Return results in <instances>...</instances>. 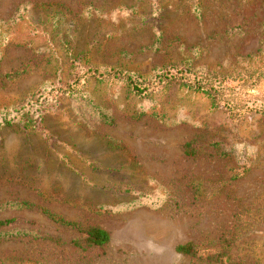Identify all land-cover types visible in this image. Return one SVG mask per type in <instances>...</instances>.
Masks as SVG:
<instances>
[{"label":"rangeland","instance_id":"rangeland-1","mask_svg":"<svg viewBox=\"0 0 264 264\" xmlns=\"http://www.w3.org/2000/svg\"><path fill=\"white\" fill-rule=\"evenodd\" d=\"M179 65L251 81L231 98L259 110L84 75ZM3 118L0 264H264V0H0ZM92 226L103 247L83 244Z\"/></svg>","mask_w":264,"mask_h":264},{"label":"trees","instance_id":"trees-1","mask_svg":"<svg viewBox=\"0 0 264 264\" xmlns=\"http://www.w3.org/2000/svg\"><path fill=\"white\" fill-rule=\"evenodd\" d=\"M84 75L86 79L120 83L138 97H146L158 87L177 84L191 91L201 92L206 95L212 106H221L224 109L229 120H241L245 115L259 110L257 107H240L234 105L233 98H231L233 94L230 90L233 88L231 85L228 86V81L236 80L237 86L239 87H250L252 86L251 81L239 76L232 79L228 74L217 73L210 70L193 69L189 66L179 65L155 71L149 77H142L141 75H133L114 67L88 66L84 70ZM246 77H248V79L251 78L248 74ZM68 90L67 87H64L61 93H65ZM55 93L56 95L60 94V90L57 89ZM32 94L34 96H40L39 93ZM26 99L28 98L24 97L19 100V102L15 103L12 112L20 113L25 107ZM239 108H241V112L238 111ZM10 123V119L3 118L0 125L2 124L5 126ZM185 148V154H194V151H192L194 149L190 143H187ZM12 222H14V219L0 220V227L11 224ZM82 234L84 236L83 244L87 247H103L109 241L107 232L98 226L89 227ZM229 242H231V240L226 238L219 240L216 251L206 257L207 262H219V258L224 255L229 248ZM174 250L176 253L187 257H194L197 254L195 245L189 242L177 245Z\"/></svg>","mask_w":264,"mask_h":264}]
</instances>
